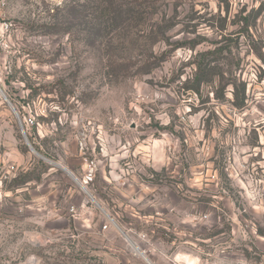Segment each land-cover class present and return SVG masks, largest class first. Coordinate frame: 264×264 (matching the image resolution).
Masks as SVG:
<instances>
[{"label":"rangeland","instance_id":"obj_1","mask_svg":"<svg viewBox=\"0 0 264 264\" xmlns=\"http://www.w3.org/2000/svg\"><path fill=\"white\" fill-rule=\"evenodd\" d=\"M131 1L0 6V264L264 258V0Z\"/></svg>","mask_w":264,"mask_h":264},{"label":"water","instance_id":"obj_2","mask_svg":"<svg viewBox=\"0 0 264 264\" xmlns=\"http://www.w3.org/2000/svg\"><path fill=\"white\" fill-rule=\"evenodd\" d=\"M0 91H1V94H2V96L5 98V100L8 102V104L10 105V107L12 108V110H13V112L16 114V116H17V118H18V120H19V124H20V127H21V130H22V132H23V137H24V139H25V141L27 142V144L30 146V148L34 151V152H36L39 156H41L37 151H36V149L32 146V144H31V142H30V140H29V138H28V136H27V134H26V132H25V129H24V126H23V123H22V120H21V118H20V116H19V113H18V111H17V109L15 108V106L12 104V102L10 101V99L8 98V96H7V94L4 92V90L1 88V86H0ZM41 157H43V156H41ZM55 165H57V166H59V167H61V168H64V169H66L67 170V168L65 167V166H63L62 164H59V163H54ZM68 171V170H67ZM74 178H75V176L73 175V173H71L70 171H68ZM77 179V178H76ZM80 184V183H79ZM82 184V183H81ZM93 198V197H92ZM98 205H99V203H97ZM138 248V247H137ZM150 264H152L151 262H149Z\"/></svg>","mask_w":264,"mask_h":264},{"label":"trees","instance_id":"obj_3","mask_svg":"<svg viewBox=\"0 0 264 264\" xmlns=\"http://www.w3.org/2000/svg\"><path fill=\"white\" fill-rule=\"evenodd\" d=\"M141 5H142L141 3L136 2L135 0H132L131 2H129V6H128L127 9H128L129 11H132V12L139 11L140 8H142ZM117 12H118V11H117ZM120 14H121V13L118 12V13H117V17H118ZM113 15H114V13H113ZM121 15H122V14H121ZM110 20H112V21L115 20V21H116V15H115L114 17H112ZM28 138H29L31 144L33 145V147H34L37 151L41 152V153L44 154V155H47L46 150H45V151L42 150V148H41L39 145H37L36 142L32 141V139H31L30 137H28Z\"/></svg>","mask_w":264,"mask_h":264},{"label":"bare ground","instance_id":"obj_4","mask_svg":"<svg viewBox=\"0 0 264 264\" xmlns=\"http://www.w3.org/2000/svg\"><path fill=\"white\" fill-rule=\"evenodd\" d=\"M1 92V91H0ZM75 179H76V177H75ZM77 180V179H76ZM78 181V183H80V185H82L83 187H84V185L83 184H81V182L79 181V180H77ZM126 235V234H125ZM126 237L128 238V240L130 241V243H131V246L133 247V249H134V251L136 252V254H138V255H141L142 257H145V254L140 250V248L136 245V244H134V242H132V240H130V238L126 235ZM138 247V248H137Z\"/></svg>","mask_w":264,"mask_h":264},{"label":"built area","instance_id":"obj_5","mask_svg":"<svg viewBox=\"0 0 264 264\" xmlns=\"http://www.w3.org/2000/svg\"><path fill=\"white\" fill-rule=\"evenodd\" d=\"M2 2H3V0H0V6H1ZM4 26H5L6 30H8L10 27V25L7 22H5ZM254 264H264V258H262L258 263L256 262Z\"/></svg>","mask_w":264,"mask_h":264},{"label":"crops","instance_id":"obj_6","mask_svg":"<svg viewBox=\"0 0 264 264\" xmlns=\"http://www.w3.org/2000/svg\"><path fill=\"white\" fill-rule=\"evenodd\" d=\"M84 185V184H83ZM83 187V186H82ZM85 187V186H84ZM153 264V263H152Z\"/></svg>","mask_w":264,"mask_h":264}]
</instances>
